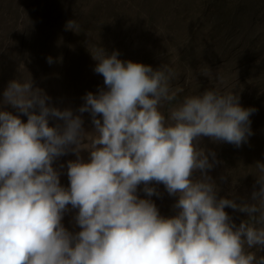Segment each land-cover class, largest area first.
Instances as JSON below:
<instances>
[{
	"label": "clouds",
	"instance_id": "1",
	"mask_svg": "<svg viewBox=\"0 0 264 264\" xmlns=\"http://www.w3.org/2000/svg\"><path fill=\"white\" fill-rule=\"evenodd\" d=\"M66 28L76 31L77 21ZM91 55L106 85L78 108L90 113L92 131L81 115L53 106L29 73L2 93L0 105L27 119L0 108V264H264V163L255 164L250 200L218 197L208 174L216 154L200 147L202 137L247 143L256 109L214 88L177 101L170 65L122 61L97 45ZM53 118L62 123L50 126ZM68 152L76 159L67 161L65 187L53 163ZM153 181L177 197L174 215L151 199L161 195ZM226 207L247 219L237 225ZM70 208L79 231L62 223Z\"/></svg>",
	"mask_w": 264,
	"mask_h": 264
},
{
	"label": "trees",
	"instance_id": "2",
	"mask_svg": "<svg viewBox=\"0 0 264 264\" xmlns=\"http://www.w3.org/2000/svg\"><path fill=\"white\" fill-rule=\"evenodd\" d=\"M46 1L52 6L51 13H55V22L47 19L35 26L32 16L29 21L24 19L20 27L12 26L15 37L10 43L16 49L0 64L4 76L19 75V63H23L32 67L30 75L35 87L37 76L44 84L65 86L67 81L69 85L86 75L93 59L88 41L90 36L101 37L100 33L119 38V46L122 37L132 41L153 36L163 48L164 63L175 61L181 53L194 61L191 55L195 51L187 44L191 40L202 47L199 63L214 58L216 65H223L222 77L235 73L230 84L239 98L248 101L246 108L256 109L250 116L251 124H255L253 134L242 145H256L258 161L264 163V0H11L16 12L25 16L26 11H31L38 18L41 16L37 9L31 10L32 3L41 9ZM63 1L67 4L66 12H60ZM2 14L0 30L5 24ZM5 16L15 20L9 8ZM70 20L77 21V32L66 28ZM125 29L128 33L122 34ZM86 33H90L88 40ZM53 34L59 36V41L49 43ZM49 56L53 58L52 64L47 61ZM59 66L65 68L63 75L58 72ZM182 67L190 69L191 65L186 63ZM54 69L56 73L52 72ZM227 87L225 91L233 90ZM227 213L237 225L243 220L237 216L245 214L236 209ZM260 254L261 249L257 252Z\"/></svg>",
	"mask_w": 264,
	"mask_h": 264
},
{
	"label": "rangeland",
	"instance_id": "3",
	"mask_svg": "<svg viewBox=\"0 0 264 264\" xmlns=\"http://www.w3.org/2000/svg\"><path fill=\"white\" fill-rule=\"evenodd\" d=\"M63 3L64 5L60 12H66L67 10L66 1H63ZM45 5V8H43V6L41 7V10L34 3H32L31 10L32 8L37 9L41 16V18H38L35 17V15H32L31 11H26L27 15L25 16L23 13L16 12L14 4L11 2V0H0V12H3L2 16L5 18V24L0 30V64H3L2 60L13 54L16 49V46L10 43V41L15 37V33L11 29L12 26L16 29L20 27V23L24 19L29 21L31 20L29 17L32 16H34L35 26L44 24L47 19H49V22H55V13H51L52 6H49L47 1ZM47 6L50 8H47ZM8 8L9 12L14 15L15 20H11V18L5 16L7 14ZM27 10H29V8H27ZM124 33H128V31L125 29L122 34ZM88 35H90V33H86L84 35L85 39L87 40L89 38ZM99 35L101 36L99 38L90 36L88 41L90 44V46H88L90 52L93 51L94 45H97L105 48L109 54L113 50H117L119 52L118 58L122 61L131 60L133 62H140L146 65H151L154 69L160 67L161 64H168L174 69L176 68V76L171 82V88L176 93L177 101L182 99L185 95L203 92L204 90L210 88L225 92V90L228 89L227 86H231L234 90V93H238V91L234 89L233 85L230 84V81L235 78V73L228 72L224 77H222L221 70L223 65H216L214 63V58L211 60L206 59L199 63L198 53L202 47L191 40H189L187 44L189 45V48H193L195 51V53L191 55L194 58V61H191L189 58L185 57L183 53H181L176 57L175 61L174 59H171L165 61L164 63L162 62L163 48L159 44L158 40L153 36L151 38L146 37L142 40L137 38L129 41L128 39H123L121 35L123 42L122 45L119 46L117 44L119 42V38H113L109 34L107 35L100 33ZM58 37L59 36L56 34L51 35L49 43L56 42ZM96 63L97 62L94 59H91L90 64L88 63L90 67L88 68L87 73L85 72L86 75H81L76 80L70 81L69 85L67 81H65V86H58L57 84L51 82L44 84L43 79L38 80L37 76L36 87L43 89L44 92L49 97H51L50 102L53 104V106H56L61 110L64 108H69L74 112V114L81 115L83 118V128L85 131H92L94 125L92 124L90 113L78 112V108L84 103L82 98L87 92H92L95 94L100 88H106L102 74L96 73L94 71ZM186 63L191 65L190 69L182 67V65ZM31 69L32 67L29 65L19 63V75H15L14 73L8 77L4 76V74L0 72V100L3 99L2 93L7 86V84H3L18 77L26 78L28 73L31 74ZM64 70L65 68L60 66L58 67V72L60 75H63L62 72H64ZM52 72L56 73L57 70L54 69ZM214 75L215 77L213 79L210 78ZM239 102L241 106L245 107L248 101L240 98ZM172 103H175V101ZM168 107L169 105L166 104L165 108L163 109L165 113H167ZM0 108L12 111L13 114L19 115L24 121L27 119L24 114L17 113L16 110L10 105H0ZM99 115L100 114H98V117ZM55 123H62V121H59L58 118L50 119V126L54 125ZM250 127L251 129H254L255 124H251ZM200 147L205 150L206 154L209 150L214 151L216 154L217 162L214 164L212 169L208 170V174L212 176L214 182L218 186V197L233 198L230 193H234L236 197L250 200L252 191L259 188V185L256 182V177L253 175L256 172L255 164L259 158L257 146L252 145L245 147L241 145L236 147L231 143L212 141L209 137H202L200 140ZM88 155L89 153L86 150H81L80 156L85 161H87ZM75 159L76 154L73 152H68L67 154L60 156L53 163L54 168H57L60 172V183L65 187L69 185L67 176V161ZM209 160H212L211 156H209ZM61 164L64 165L63 168H60ZM236 179L237 182L235 185H233L232 180L234 181ZM150 186L156 187V189L161 193L160 196L153 195L151 197V199L157 205L161 215H174L176 210L173 208V205L177 197L169 195L162 183L157 184L153 181L150 182ZM142 188L143 185L138 186L137 194L142 198H147L146 194L142 191ZM237 202L239 203L240 200L238 199ZM230 210L233 209L230 207L225 208L226 212ZM77 211V209L70 208V210L66 212L63 217L62 223L69 231H79V226L75 223L74 219L75 213ZM240 213L244 214L243 212ZM237 217L246 220L247 214L245 213L244 215ZM261 255H264V248L261 249L260 256Z\"/></svg>",
	"mask_w": 264,
	"mask_h": 264
}]
</instances>
